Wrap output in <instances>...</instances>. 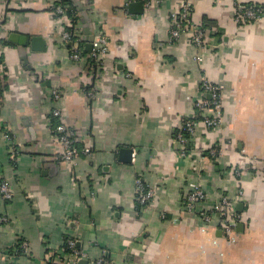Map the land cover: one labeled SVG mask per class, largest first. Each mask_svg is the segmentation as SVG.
<instances>
[{"label": "crops", "instance_id": "crops-1", "mask_svg": "<svg viewBox=\"0 0 264 264\" xmlns=\"http://www.w3.org/2000/svg\"><path fill=\"white\" fill-rule=\"evenodd\" d=\"M58 2L0 0V180L12 193L0 196V264H73L64 245L73 238L83 254L75 264L103 255L109 264H264V17L233 20L236 2L264 0H70L83 40L94 28L106 39L98 68L70 58L71 20L54 14ZM184 2L194 21L218 29L210 49L169 43L170 14ZM13 32L26 44L11 42ZM203 74L224 87L222 124H198L180 159L172 132L203 96ZM58 121L90 155L62 160ZM136 178L154 191L147 205L136 202ZM195 188L203 198L188 211ZM222 197L240 215L230 235L212 210Z\"/></svg>", "mask_w": 264, "mask_h": 264}, {"label": "built area", "instance_id": "built-area-1", "mask_svg": "<svg viewBox=\"0 0 264 264\" xmlns=\"http://www.w3.org/2000/svg\"><path fill=\"white\" fill-rule=\"evenodd\" d=\"M68 10V5L63 4V0L55 5L53 12L56 15L63 16ZM193 8L192 6L184 2L178 11H173L170 14V30H169V43L178 41L180 38H185L191 46L199 51L210 49L213 47L211 39L218 34L217 28H210L204 23L196 22L192 19ZM264 17V6L258 4H249L236 2L233 20L237 25L250 24L261 20ZM70 30H64L62 37L66 44L69 45L70 58L74 62H80L83 60V40L82 32L77 23L69 25ZM93 41L92 51L88 55L91 60V68L100 66L102 62V56L107 52V42L105 37L99 32L98 28L93 29ZM212 37V38H211ZM195 60L200 61V56L196 55ZM94 64V66H93ZM1 90V82H0ZM200 91L203 96L193 102V114L190 118L183 119L180 124L173 130L172 138L175 145L179 148L178 156L180 159H186L190 154V149L187 145L189 138L194 135L198 124H203L209 129L219 128L222 124L221 112L223 109V91L224 87L221 84H215L211 82L208 77L203 74L200 77ZM92 93L87 94V98L92 97ZM55 99L59 96L53 92ZM207 96V97H206ZM53 117L59 118L60 111L56 108L53 111ZM54 133L57 141L62 147V160L67 162H73L80 156H88L91 150L87 147H80L76 143L75 136L71 129L67 128L63 123L59 122L54 126ZM8 142H11V138L7 136ZM221 144L215 145L209 150L211 156H219L223 152ZM222 147V148H221ZM18 153L17 149L11 146V155L14 157ZM235 176H240V170L234 169ZM136 202L140 205H147L154 199V191L150 188L142 178H136ZM0 196L3 200H10L12 193L6 180H0ZM203 194L198 189L192 190L183 200L184 208L188 211H192L195 204L202 200ZM212 210L219 214L221 220V230L225 235H230L234 232L235 223L240 219V215L233 209L232 202L222 197L220 201L212 206ZM203 218L209 221V216L203 215ZM7 219L0 216V224L6 222ZM65 251L68 250V257L75 264L79 259H82V252L77 248V241L68 239L64 243ZM26 243H21V248L25 250ZM2 253L0 252V258ZM89 264H109V260L106 255L101 256L96 260H92Z\"/></svg>", "mask_w": 264, "mask_h": 264}, {"label": "water", "instance_id": "water-1", "mask_svg": "<svg viewBox=\"0 0 264 264\" xmlns=\"http://www.w3.org/2000/svg\"><path fill=\"white\" fill-rule=\"evenodd\" d=\"M142 6V3L141 2H133L131 4H129V8L133 9L135 7H140ZM84 34L86 36V38H84V52L86 54H90L91 51H92V41H93V34H89V29H85L84 30ZM8 39L11 41V42H14V43H18V44H26V41H27V38L25 36H22V35H19L17 33H10L9 36H8ZM35 42H39V38H32L31 40V43H35ZM80 263H83L85 264V261L82 260Z\"/></svg>", "mask_w": 264, "mask_h": 264}, {"label": "trees", "instance_id": "trees-1", "mask_svg": "<svg viewBox=\"0 0 264 264\" xmlns=\"http://www.w3.org/2000/svg\"><path fill=\"white\" fill-rule=\"evenodd\" d=\"M63 4H67V5H68V10L66 11V14H65V15H67V17L70 18V20H71V24H73L74 21L79 17V14H78L77 10L75 9V7H74V6H71V4H70V0H63ZM68 27H69V26H68ZM68 27H67L65 30H70V28H68ZM82 38H83V37H82ZM82 43H83V44H82ZM80 44L83 45V56H85V57H89V56L84 52V40H82ZM88 60H90V59L88 58ZM55 124H56V123H55ZM55 124H54V125H55ZM21 243H22L21 241H19V243H18V249H19L20 252L22 251V250H21ZM65 253H66V255H67L68 250H66Z\"/></svg>", "mask_w": 264, "mask_h": 264}]
</instances>
